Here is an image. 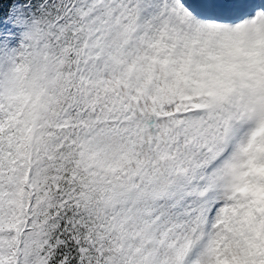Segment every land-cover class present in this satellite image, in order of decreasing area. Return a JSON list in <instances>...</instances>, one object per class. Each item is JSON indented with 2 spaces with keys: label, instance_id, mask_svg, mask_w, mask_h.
<instances>
[{
  "label": "snow or ice",
  "instance_id": "snow-or-ice-1",
  "mask_svg": "<svg viewBox=\"0 0 264 264\" xmlns=\"http://www.w3.org/2000/svg\"><path fill=\"white\" fill-rule=\"evenodd\" d=\"M0 264H264V0H0Z\"/></svg>",
  "mask_w": 264,
  "mask_h": 264
}]
</instances>
